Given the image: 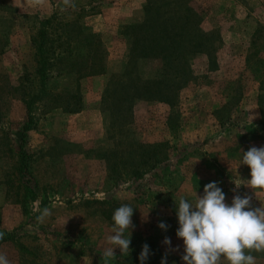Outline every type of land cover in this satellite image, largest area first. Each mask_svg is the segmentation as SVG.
<instances>
[{"label": "rangeland", "instance_id": "obj_1", "mask_svg": "<svg viewBox=\"0 0 264 264\" xmlns=\"http://www.w3.org/2000/svg\"><path fill=\"white\" fill-rule=\"evenodd\" d=\"M187 5L214 31L212 59L188 55L189 74L167 104L128 94L131 79L150 87L164 75L160 58L131 56L129 28L143 22L146 0H0V254L9 264H139L145 243L149 264H160L165 236L182 245L174 205L212 181L229 203L248 195L264 207L241 164L242 152L264 146V0ZM49 18L57 56L40 92L32 40ZM114 81L127 85L124 104ZM28 94H38L32 108ZM138 144L158 145L169 160L135 181L122 161ZM124 204L135 207L130 252L107 258L111 218ZM246 251L264 264V252ZM181 255L170 251L169 264Z\"/></svg>", "mask_w": 264, "mask_h": 264}, {"label": "clouds", "instance_id": "obj_2", "mask_svg": "<svg viewBox=\"0 0 264 264\" xmlns=\"http://www.w3.org/2000/svg\"><path fill=\"white\" fill-rule=\"evenodd\" d=\"M241 164L249 169L247 186L264 190V146H253L242 152ZM226 195L219 182L212 181L204 185L202 195L196 192L194 201L179 199L178 206L174 205L175 237L182 245L174 248L172 238L165 236L161 242L165 254L161 256L160 264H169L168 253L179 251L181 247L182 264H220L222 258L227 264H255V257L246 250L264 252V207L253 208L252 198L248 195H234L229 203ZM134 208L124 204L115 209L108 237L111 247L105 257L113 258L116 249L129 254L131 234L135 229L132 221ZM48 214L45 209L44 215ZM157 227L167 232L169 225L160 221ZM2 239L3 233H0ZM152 255L151 246L143 244L139 264H149ZM0 264H9L7 256L0 254Z\"/></svg>", "mask_w": 264, "mask_h": 264}, {"label": "trees", "instance_id": "obj_3", "mask_svg": "<svg viewBox=\"0 0 264 264\" xmlns=\"http://www.w3.org/2000/svg\"><path fill=\"white\" fill-rule=\"evenodd\" d=\"M165 8V9H164ZM52 18L42 20L32 42L35 44L36 70L35 74L38 85L43 89L49 74L56 61V47L51 39L50 27ZM133 34L131 40L132 57H157L162 60L164 75L162 79L152 82L148 87L141 84L138 79H131L130 88L133 94L131 98H155L159 102L172 104L173 97H177V90L180 88V81L189 74L185 67V58L196 53L209 55L211 63L212 43L215 40L214 31L204 32L200 27V19L194 11L188 7L187 0H146L145 17L143 22L131 25L129 28ZM113 81V80H112ZM110 84L115 102L123 104L128 100V95H123L127 87L122 81H114ZM109 92V91H106ZM29 95L25 103L32 108L38 94ZM76 98L77 96H73ZM77 109L68 111L77 112ZM29 124L23 128L24 133L29 129ZM138 144L130 151L133 157L128 163L122 161L124 170L130 166L132 179L141 180L142 176L169 160L166 151H160L158 145ZM150 151L148 152V148ZM154 147L157 151H154ZM146 150L154 157L147 156ZM110 157H116V153H110ZM129 170V169H128Z\"/></svg>", "mask_w": 264, "mask_h": 264}]
</instances>
